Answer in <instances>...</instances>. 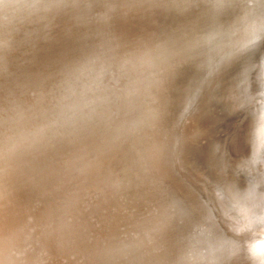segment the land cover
<instances>
[{
	"label": "bare ground",
	"instance_id": "bare-ground-1",
	"mask_svg": "<svg viewBox=\"0 0 264 264\" xmlns=\"http://www.w3.org/2000/svg\"><path fill=\"white\" fill-rule=\"evenodd\" d=\"M8 1L0 0V9ZM25 1L37 12L30 13L33 34L31 41L14 36L27 54L8 81L15 95L33 93L34 101L18 98L0 128V170L17 186L37 182L39 193L34 199L10 191L0 205V247L6 244L11 264H253L252 242L264 237V154L253 156L251 136L255 100L264 92V0H248L254 28L231 57L233 21L221 16L222 0H148L145 22L144 11L125 0ZM19 12L16 5L0 10L8 19ZM119 23L133 25L134 53L123 64L137 72L124 85L117 76L125 104L110 109ZM33 37L49 51L44 56L34 55L43 51ZM76 40L90 52L82 63ZM67 52L79 60L76 68L69 69ZM5 53L0 46V74L10 70ZM216 85L227 105L217 101ZM200 88L204 99L193 108L188 100ZM118 113L130 146L125 178L113 172L106 143L108 117ZM120 179H132L134 188L121 193L126 219L109 255L106 191ZM42 204L65 208L70 229L54 221L49 230Z\"/></svg>",
	"mask_w": 264,
	"mask_h": 264
},
{
	"label": "water",
	"instance_id": "water-1",
	"mask_svg": "<svg viewBox=\"0 0 264 264\" xmlns=\"http://www.w3.org/2000/svg\"><path fill=\"white\" fill-rule=\"evenodd\" d=\"M120 1L118 2L117 6L123 3L124 0H120ZM125 1H126V4L124 5L129 6L131 10L136 9L137 11V10H140L141 8V11H144V13L142 14L140 12V16L144 22L147 21V18H149L148 13L146 12V7H148L147 6L148 0H132L131 4L129 0H125ZM222 1L223 3L220 5L221 16H223V18H226L227 21H233L232 22L233 27L230 33V37L227 41L228 42L227 48H229L230 50L228 53L229 55L231 54L230 53L231 47H233L243 36L245 37L246 33H247L246 37H248L251 34L252 29L254 28L253 23L250 22L249 20V14L252 11L253 4L248 2V0H222ZM3 5L4 6H2V8L0 9L1 11L3 10L8 11L11 6H15V5L20 12L27 8V12L23 16H19L20 15V12H19V15H17L16 17H11L10 19L0 14V46L4 48L6 52L8 53H15L16 48L18 49V46H17L18 39H15L14 36H16V33L22 32L28 38V41H31L30 40L31 37L29 36V34H33L32 33L33 29L30 30V26L32 25L30 13L33 15V14H37V12L33 11L34 8L29 7L31 6L30 2L25 1V0L23 1L10 0L6 4H3ZM37 6L38 5L36 4L35 7L37 8ZM119 10L122 12L123 10L122 6L119 7ZM119 16L120 14H118V21H119ZM20 17L22 18V21ZM130 18H131L130 12L128 11L126 14V17L123 18V20L129 21ZM62 21H63L62 22V26H63L66 23V17L64 15H63ZM120 24L121 23H119V27H116V30H115L116 33H115V38H114V50L111 51L112 57L114 56L113 63L111 66L112 77L114 76V82H113V86H111L110 88L111 90L110 109L112 108V106L113 107L116 106L117 108H119L121 106H124L125 104L124 103L125 96L124 94H120L121 89L119 88V82L117 83V76L118 75L120 76L121 84L124 85L126 81H131L132 79L134 80L136 77V72H137L136 69L132 70L130 68L129 62L127 64H123L124 60L126 59L125 57H127V54L129 53L131 55L134 53V51L132 50L134 45H131L132 40H133L131 37L133 25L131 24L130 26L121 28ZM56 27L59 28V25H55V28ZM6 31L7 33L3 34V32H6ZM67 32L70 33L68 30H66L65 33ZM71 34L72 33H70V35ZM59 38L64 39V34L60 35ZM33 39H34L33 44H36L35 49L37 50V44H38L41 47V50L43 51V52L34 54L35 56H38V55L44 56L47 52H49L47 50H44V46L41 45L42 44L41 41H36V38L34 37ZM56 40L58 41V39ZM2 41H4L5 44H1ZM75 42L78 45L76 52H77V55H79L80 62L82 63L81 59L84 53L86 51L88 53L90 52H89L88 47L85 44L80 43V40L78 41L76 40ZM234 54H236V52ZM229 56L231 57V55ZM64 59L67 61L68 63L67 65L69 66V69L76 68L79 64V60L76 58V56L72 57L70 53L68 52L64 56ZM46 67L47 69L49 67L50 70L53 69L51 64H49ZM122 68H125L127 71H131V72L130 73L128 72L127 74L125 71L121 70ZM39 72L41 76L45 74L41 72V70ZM52 74L53 73L47 74L43 78V80H46V79L48 80L52 78ZM157 82L160 87V96H161L163 86L159 80H157ZM120 117H121V114L119 113L117 115H114V114H112V116L109 115L108 120H107V129H106V143L108 146L107 151L111 150V152H108V154H110V157L113 160L112 166L114 167V170H115V171L113 170V172H115L116 177L125 178L126 175L129 174V168L127 164L129 162L130 146H129V142L126 141V138H125V136L127 137L126 129L122 125ZM0 173H2V177H0V181H1L0 182V205L6 204L8 193L10 191L12 192V194H16V195L19 194L20 196H26V197H30L34 199L36 195L39 193L37 182L34 184V186L29 182H26L25 184L24 182H21L19 183V186H17L15 182L14 183L11 182V180L6 176L7 172L5 169L0 170ZM75 174L77 175V173ZM75 174H72V175H75ZM108 177L113 179L114 175L109 173ZM129 184L125 185L124 181H121L120 179L119 183L110 184L109 188L106 191L107 192L106 197H108L107 199L108 201L107 219H109L108 227H107V234H110V237L107 238V246L109 247V251H107V254L109 255L111 253L116 254L112 248L115 244L114 238L116 235L120 233L122 224L125 223L124 220L126 219V215H124V208H126L129 202L126 204L128 199H124L123 194H126V193L128 194V192H131L132 194L133 188H134V183L132 179ZM59 191H60V188H59ZM37 205H38V208H40V204L37 203ZM72 206L74 207L73 202H72ZM41 208H42V210L40 211L41 216H42L41 219L46 222L45 224L46 226L48 224L49 230H51V228L53 227H57V226H54L53 224L54 221H55V224L58 225L57 228L60 227V229L65 230V231L70 229V224H72V220L68 222L65 219L66 218L65 215L66 216L68 215L66 213L65 208L56 209L54 207V209L49 210L46 207V205H43V204ZM48 221H50V223ZM2 229L4 233L5 229L4 228ZM258 229L261 231L263 230V227H260ZM4 235H6V233ZM8 252L9 250L6 244L3 242V246L0 247V253L5 255L4 264H11V262L9 261L7 257ZM30 256L31 254L26 255L27 260L30 258ZM7 259L9 263H7ZM107 261L109 263H105V264H114V263H110L112 262V260L107 259Z\"/></svg>",
	"mask_w": 264,
	"mask_h": 264
},
{
	"label": "clouds",
	"instance_id": "clouds-1",
	"mask_svg": "<svg viewBox=\"0 0 264 264\" xmlns=\"http://www.w3.org/2000/svg\"><path fill=\"white\" fill-rule=\"evenodd\" d=\"M259 68L260 76L264 77V63H262ZM215 91L218 93L217 101L227 105L228 98L220 94V85H216ZM203 99L204 89L200 88L195 95L189 98L188 103L190 106L195 108L203 101ZM253 116L254 120L251 133L252 150L253 156L259 157L261 154H264V92L257 95ZM251 247L253 249V264H264V237L253 241Z\"/></svg>",
	"mask_w": 264,
	"mask_h": 264
},
{
	"label": "rangeland",
	"instance_id": "rangeland-1",
	"mask_svg": "<svg viewBox=\"0 0 264 264\" xmlns=\"http://www.w3.org/2000/svg\"><path fill=\"white\" fill-rule=\"evenodd\" d=\"M6 53H5L6 60L7 61L8 60L10 61V70H5L6 73L3 72L2 74H0V87L2 86L0 88V104H1L0 105V108L1 109L0 110H3V111L5 110L4 112L3 111H0V119H2L0 121V128L1 127L4 128L5 127L4 124L7 123V120L11 117V115H12L11 113H13L12 110H14V106L16 105V101H19V100H21V101H23V100L24 101H28L29 100L30 102L28 101V103H32L34 101V95H33V93H22V94L21 93H18L17 95H15V92H14V90H11V88L9 86V81H8L9 80V77L13 75L12 73H15V71H16V65H17L16 63H18V61H20V60L21 61H25L26 60L25 57H26V54L27 53L26 52L24 53V48L21 45L18 46V49L16 48V52L15 53H8V52H6ZM4 86H6V87H4ZM3 91H5V93ZM25 94H26V96H24ZM16 96H17V98H16ZM18 98H19V100H18ZM11 99H12V101L10 102ZM6 100H8V101H6ZM2 116L4 117L5 120H3V117ZM3 122H5V123H3Z\"/></svg>",
	"mask_w": 264,
	"mask_h": 264
}]
</instances>
